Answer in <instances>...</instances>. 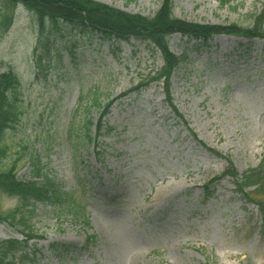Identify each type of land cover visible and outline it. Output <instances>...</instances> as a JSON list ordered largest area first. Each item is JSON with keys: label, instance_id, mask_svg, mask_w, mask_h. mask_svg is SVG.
<instances>
[{"label": "rangeland", "instance_id": "374dc122", "mask_svg": "<svg viewBox=\"0 0 264 264\" xmlns=\"http://www.w3.org/2000/svg\"><path fill=\"white\" fill-rule=\"evenodd\" d=\"M96 1L144 16L162 2ZM171 2L175 17L245 27L264 4ZM168 47L180 59L168 78L180 116L156 79L164 60L151 42L74 23L40 25L34 12L0 0V73L20 81L0 169L16 160L18 179L51 183L64 197L30 201L26 210L0 192V214L17 209L33 230L0 220V242L21 247L9 264H264V38L175 33ZM231 168L236 175L224 176ZM79 206L88 225L74 216ZM30 234L38 238L25 242Z\"/></svg>", "mask_w": 264, "mask_h": 264}, {"label": "trees", "instance_id": "16d2710c", "mask_svg": "<svg viewBox=\"0 0 264 264\" xmlns=\"http://www.w3.org/2000/svg\"><path fill=\"white\" fill-rule=\"evenodd\" d=\"M10 4H21L29 11H32L37 16L40 25L43 19L49 20L51 23L64 22L67 24H77L85 28H92L101 33L114 36L115 38H141L154 44L160 51L164 63L161 71L158 73L156 79H161L164 83L165 97L173 109V111L180 116L176 107L172 104L171 97L168 92V78L171 70L176 66L179 58L170 52L168 47V38L170 35L179 33L188 37L204 41L213 34L228 33L243 35L244 37L264 38V4L261 11L255 16L250 26H240L235 23L229 25H214L201 24L197 22L187 21L175 17L172 14L171 0H162L158 10L152 16H144L138 13H129L124 10L109 6L96 0H6ZM134 0H125L129 3ZM223 4L227 0H218ZM10 17H5L2 26L5 27ZM6 24V25H5ZM156 73V72H155ZM154 73V74H155ZM149 80V79H148ZM147 79L138 83L131 90H139L141 87L148 84ZM153 80V79H151ZM20 88V81L16 74L11 70L0 73V159L7 157V146L3 144L4 132L6 129L14 126L18 121V94L17 90ZM96 102V98L94 101ZM113 100H109L102 106L99 118L95 125L96 136L101 134L103 128V117L107 113L108 107ZM94 140V139H93ZM34 158V174L39 175L41 167L39 159ZM232 169V168H231ZM226 170L225 175L234 177L236 175L234 169ZM17 161L12 160L9 166L0 169V192L16 196L20 205L25 206L30 201H54L62 200L61 192L53 187L51 183L40 185L37 181H24L17 178ZM261 173V171H258ZM223 174V175H224ZM256 169L249 171L246 185L254 183ZM34 175V176H35ZM258 175V173H257ZM217 177L209 180L206 187L210 186ZM263 186V185H262ZM260 190V189H259ZM242 191V188L239 190ZM67 200V205L73 202L71 197ZM71 202V203H70ZM259 205L263 203L259 202ZM74 216L81 218L85 225H88L83 206L74 209ZM18 210H10L6 213L0 214V220H8L13 223L16 222L23 228L33 232L29 225H26L23 217ZM14 220V221H13ZM38 238L36 234H30L25 237L24 241ZM93 236L88 235L87 240H93ZM51 249H57L61 252L67 251L66 245H54ZM21 250L20 243L15 239H8L0 242V264H9L8 258Z\"/></svg>", "mask_w": 264, "mask_h": 264}, {"label": "bare ground", "instance_id": "6f19581e", "mask_svg": "<svg viewBox=\"0 0 264 264\" xmlns=\"http://www.w3.org/2000/svg\"><path fill=\"white\" fill-rule=\"evenodd\" d=\"M158 195L161 196L162 195V191H159Z\"/></svg>", "mask_w": 264, "mask_h": 264}]
</instances>
